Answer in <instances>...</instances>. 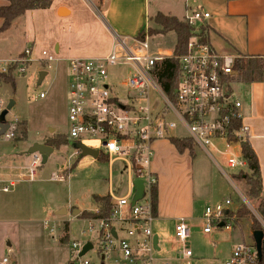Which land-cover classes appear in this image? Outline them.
Wrapping results in <instances>:
<instances>
[{"label": "built area", "instance_id": "2783aa9c", "mask_svg": "<svg viewBox=\"0 0 264 264\" xmlns=\"http://www.w3.org/2000/svg\"><path fill=\"white\" fill-rule=\"evenodd\" d=\"M188 1L184 0L186 5ZM209 18L208 12L195 9L186 11L181 20L190 27L191 35L184 53L177 57L179 74L174 101L168 99L151 72L155 63L172 54L153 51L146 31L140 38L115 37L106 56L67 60L70 73L67 139L71 144L83 145V140H93L97 147L85 146L107 156L108 195L112 205L107 218L86 219L87 227L81 231V234L87 231L95 235L99 244L96 260L86 258L93 244L78 239L70 246V264H184L193 261L191 249L174 251L172 261L155 260V254L160 250H156L153 244L155 215L151 195L157 179L151 171V161L153 143L167 139L169 131L177 127L175 122L168 121L167 116L176 117L188 133L186 138L193 141L195 148L207 153L229 181L231 178L223 171V166L235 172L247 168L246 161L241 154L235 155L234 148L238 147L240 152V142L248 143L249 129L241 122V103L229 91L230 79L235 76L239 58L220 55L208 44L204 26ZM30 56L31 50L26 49L15 60L0 61V72H7L8 66H19L18 71L25 72V65L32 62ZM37 61L51 63L56 58L42 52L41 59ZM119 68H127L128 71L112 81L110 70ZM120 88L126 90L124 95L119 94ZM150 91L155 92L161 101L151 105ZM134 100H142L143 103ZM238 120L240 125L235 127ZM13 131L14 126L8 124L3 136L11 140ZM220 144L224 145L225 152L220 151ZM209 150L216 152L217 159L209 154ZM76 154L79 153L76 151ZM40 162V155L35 153L25 166L0 164V193L9 194L20 184L34 183ZM115 163L119 164L120 173L127 176L126 193L122 196L117 195L119 189L114 190L111 182ZM49 180L61 182L63 176L53 172ZM137 181L142 182L143 197L132 205ZM232 207L229 198L206 205L201 216L202 233L210 235L217 230H231L226 212ZM93 214H99L98 207ZM44 226L53 232L49 221H45ZM190 229L187 221L178 220L172 244L184 246L190 238ZM87 243H91L92 249L80 256ZM257 260L254 243L241 242L234 246L223 264H257ZM6 262L7 259L2 260L3 264Z\"/></svg>", "mask_w": 264, "mask_h": 264}, {"label": "rangeland", "instance_id": "374dc122", "mask_svg": "<svg viewBox=\"0 0 264 264\" xmlns=\"http://www.w3.org/2000/svg\"><path fill=\"white\" fill-rule=\"evenodd\" d=\"M182 2L183 0H149L150 15L159 7H170L179 10ZM6 4L5 1L0 0V6ZM142 5L143 0H54L49 9L26 12L14 20L7 31L0 34V61L15 60L26 49L31 50L30 59L32 60V62L25 65V72H19V66H8L7 72H0V74H7L10 68L12 71L10 75L13 84L0 81V114L8 108L5 123L14 126V137L11 140L6 139L4 136L0 137V157L13 156L21 160L20 162L25 166L34 156V154H29V150L34 144L43 142L42 144L46 145V141L55 139L58 135L68 136L70 124L67 119V86L70 73L67 61L63 56L65 58L67 56L71 57L75 51L91 50L93 52L95 41L102 40V31L97 20L106 21V18H109V12L114 13L120 25L122 31L117 29L119 35H125L127 32L132 34L130 32L136 25H139L140 33L144 29ZM58 6H64L71 14L59 16ZM146 33L149 36L151 47L163 50L173 48L174 51L176 45L174 33L153 36H150L147 30ZM56 45L63 48L60 54L55 52ZM42 52L55 56L56 61L51 63L37 61V59H41ZM127 71V68L110 70L111 80L116 81L118 76ZM41 72H45L46 75L40 81ZM238 87L239 83L235 82L233 85L235 95ZM125 91L120 88L119 94L124 95ZM41 94L43 95L42 98H40ZM149 98L151 105L155 101H161L160 97L153 91H150ZM134 102L143 103L142 100H134ZM167 119L177 124L175 129L169 131L170 137L185 138L188 136V133L179 125L174 115L167 116ZM25 129L26 138L17 141V137ZM82 143L90 147H97L93 140H83ZM52 148L54 152L48 157L47 161L44 164L40 162V166L36 171V181L30 184H20L14 190L23 189L27 191L25 196L13 197L20 201L16 202L14 206L20 203V208L23 212L25 211L24 214L31 215L33 218L36 217L37 220L47 217V209L51 210L50 208L58 203L71 202L76 204L77 202L83 207L86 206L92 209L95 204L92 202V195H102L108 192L109 167L107 162L76 154L70 139H67L65 145L61 144L56 148ZM219 149L221 152L226 151L222 144L219 145ZM234 153L239 156L238 147L234 148ZM209 154L216 157V159L218 157L216 152L212 150H209ZM6 158L4 157L3 160L5 161ZM2 162L1 160L0 163ZM192 162L191 178L194 185L197 211L200 214L196 215L195 223L190 229V238L184 246H174L172 244L171 238L174 235L172 225H162L156 229L152 224V231L154 234H158L161 248V251L155 254V260L157 262L164 261L172 257L174 251L191 249L194 255L193 258L196 259L184 264H223L229 258L231 247L240 240L232 238L236 235L235 231H232L230 234L231 239H233L231 243H227L228 237L224 235L221 244H214L210 236L204 235L201 231L203 208L213 202L223 201L225 198L232 201V208H234V205L240 200L247 207L251 216L261 225L263 231L264 220L256 212L254 201L245 196L247 185L243 180L238 181L233 178L235 171L225 168L219 160L220 166H223V171L231 178L230 182L221 173L210 156L198 148H194ZM119 168L118 163L113 165L111 182L114 190L119 189L117 195L122 196L126 193L127 176L121 174ZM53 172L61 173L63 180L61 182L50 181L49 176ZM2 195L4 194L0 193V198L3 197ZM27 207L28 209H25ZM66 218H71L70 212ZM251 218L248 217L241 223L242 226L238 225L237 227L246 228L248 226L249 231H251ZM71 220L70 230L68 224L62 222L60 218L54 220V231H47V235L59 237L58 243H60L64 236L67 235L68 237L67 232L69 230L68 244L76 238H80V241L91 242L93 249L87 253L86 258L96 260L99 244L95 235L89 234L87 231L85 234H81V231L87 227V223L81 218ZM65 225L67 226V232H65ZM251 232L249 233L250 236H245L246 241L244 243L251 244L253 242ZM66 243L60 244L64 245ZM6 249L4 256L9 257L10 253ZM10 264H13V262H10Z\"/></svg>", "mask_w": 264, "mask_h": 264}, {"label": "crops", "instance_id": "0c3cea01", "mask_svg": "<svg viewBox=\"0 0 264 264\" xmlns=\"http://www.w3.org/2000/svg\"><path fill=\"white\" fill-rule=\"evenodd\" d=\"M61 8L67 10L64 6H58L57 10L59 11ZM195 9H202L210 14V18L204 26L208 44L220 55L239 58V63L235 66V76L230 79L229 91L241 103V122L249 129L248 143L257 157L264 193V0H189L187 5L183 0L179 10L159 7L152 15L149 12V0H143L144 29L140 33L147 30L148 19L156 13L160 12L182 20L186 11ZM108 17L106 21L97 20L102 31V40L95 41L93 52L91 50L75 51L73 56L66 58L63 56V58L67 61L73 58L103 57L110 52L115 37L132 38L139 34V25H136L130 32L132 34L124 32L125 35H119L117 29L122 30L114 13L109 12ZM151 48L155 52L160 51L169 56L173 53V48L166 50ZM62 50V46H55L57 54H60ZM235 82L239 83L236 95L233 90ZM153 149L151 171L157 179L158 202L152 224L156 229L162 225H172L175 228L178 220L184 219L192 227L195 217L199 213L191 178L193 159L187 153L179 154L167 139L155 141ZM4 157H7L5 161ZM1 160L3 162L0 164L3 166H23L21 160L13 156H1L0 162ZM25 194L27 191L19 189L10 194H4L0 198V264H3V259H7L5 264H10V262L13 264H70L71 243L80 238L73 239L70 244H68V239L66 244H60L58 243L59 237L47 235V231L50 230L45 228L44 223L49 221L50 229H52L54 220L60 218L62 222L68 224L70 230L71 219H78V217H74L73 210H79L80 214L82 211L93 213L97 207L94 204V208L91 209L83 207L77 202L76 204L58 203L51 207V210L47 209V217L37 220L36 217L24 214L25 211L23 212L20 208V203L14 206L19 200L13 197H21ZM107 194H109V186L106 194L96 196H106ZM93 196L95 195H92V202ZM63 209L66 210V214L58 215L57 212ZM69 212L71 218H66ZM82 220L86 222L85 219ZM240 225L242 226V224ZM232 231L236 233L232 238L240 241L231 247L229 257L234 246L245 242V236H250L251 231L248 226L246 228L237 227L229 231L217 230L209 235L216 245L222 243L224 235L228 237L227 243H231L233 240L230 236ZM154 235L158 237V247L161 251L159 236L157 233ZM5 249L10 253L9 257L4 256ZM174 256L172 255L166 261H172ZM195 259L193 258V261Z\"/></svg>", "mask_w": 264, "mask_h": 264}, {"label": "trees", "instance_id": "16d2710c", "mask_svg": "<svg viewBox=\"0 0 264 264\" xmlns=\"http://www.w3.org/2000/svg\"><path fill=\"white\" fill-rule=\"evenodd\" d=\"M7 4L0 6V34L7 31L12 22L24 15L28 11L32 10H45L49 9L54 0H3ZM150 26L147 32L150 36L157 34H167L174 33L176 37V45L171 57L164 58L160 62L155 63L152 68V74L156 81L159 83L161 89L168 97L169 100L174 101V90L178 85V74H179V62L177 57L184 53L188 39L191 35L190 27L177 19L176 17L164 15L162 13H156L154 16L148 19ZM143 33H139L137 37H141ZM11 68L9 73L0 74V81L13 84V79L11 77ZM240 125L238 120L235 123V127ZM18 136V135H17ZM26 138V129L21 131L17 137V141L24 140ZM168 141L175 148L179 154L187 153L191 159L194 158V148L195 145L191 139L188 138H176L169 137ZM67 143V137L58 135L55 139H50L46 141V145L51 147H58L61 144ZM240 154L242 158L246 161L247 168L244 171H238L233 174L235 180H243L247 185V190L245 196L254 201L255 209L258 215L264 220V193L262 187V181L260 176V169L257 161V157L247 142H240L239 145ZM99 161L107 162V156L100 154ZM152 209L153 214H156L158 195H157V184L153 186L152 189ZM93 202L99 208V214L95 215L91 212L82 211L78 218L81 219H97V218H107L112 210L110 197L107 196H93ZM226 217L229 219L232 229L240 225L248 217H252L247 207L242 203V201H237L234 208L226 212ZM252 224L250 225V230L253 232L255 230H261V225L251 218ZM66 226V225H65ZM65 232H67V226L65 227ZM67 235L61 239L60 243L67 242ZM253 240V239H252ZM257 264H264V238L262 241V259L257 260Z\"/></svg>", "mask_w": 264, "mask_h": 264}, {"label": "water", "instance_id": "95a60500", "mask_svg": "<svg viewBox=\"0 0 264 264\" xmlns=\"http://www.w3.org/2000/svg\"><path fill=\"white\" fill-rule=\"evenodd\" d=\"M68 11L61 8L58 11V15H65L67 14ZM45 75V72H41L40 73V81L43 79ZM8 112V108H6L4 111L1 112L0 114V137L4 135L5 131L8 129V125L7 123H5V115ZM72 147L82 156H90L93 159L97 160L99 158V151L92 149L90 147H87L81 143H76V144H72ZM54 152V149L50 146L44 145V144H34L30 150H29V154H35L38 153L41 157V162L44 164L48 157ZM143 197V186H142V182L141 181H137L135 182V195L132 201V205L135 203L136 200H139ZM58 215H65L66 214V210L63 209L59 212H57ZM73 215L74 217H78L80 215V211L75 209L73 210ZM112 234L115 235V231L114 229H112ZM251 236L253 239V243L255 245V249L257 252V257L258 260L261 261L262 259V241L264 238V231L263 230H255L253 232H251ZM153 244L156 250H159L158 247V237L157 235L153 236ZM92 249V245L91 243H87L84 247L83 250L80 253V256H83L84 254H86L89 250Z\"/></svg>", "mask_w": 264, "mask_h": 264}]
</instances>
